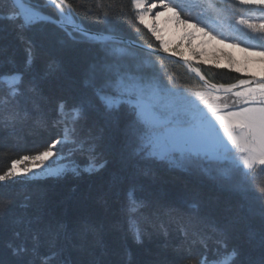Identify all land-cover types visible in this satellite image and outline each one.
I'll list each match as a JSON object with an SVG mask.
<instances>
[{"label":"trees","instance_id":"obj_1","mask_svg":"<svg viewBox=\"0 0 264 264\" xmlns=\"http://www.w3.org/2000/svg\"><path fill=\"white\" fill-rule=\"evenodd\" d=\"M214 2L244 14L235 2ZM68 4L89 31L159 49L138 22L132 0H65L64 10ZM31 5L58 18L46 0ZM10 13L18 19L8 20ZM20 23L11 1L0 0V175H8L14 162L50 150L64 131L73 142L94 143L104 167L85 170L89 154L75 150L71 174L0 181V264H200L205 255L226 264H264V173L250 182L225 162L176 167L135 155L133 112L125 105L106 111L83 86L90 66L104 56L102 47L115 44L48 22L24 30ZM17 72L23 74L24 93L18 104L6 105L11 89L1 79ZM212 72L217 85L243 79L228 68ZM82 97L92 100L84 118L74 124L68 112L66 122L53 127L57 102L71 105ZM232 249L235 260L225 254Z\"/></svg>","mask_w":264,"mask_h":264},{"label":"snow or ice","instance_id":"obj_2","mask_svg":"<svg viewBox=\"0 0 264 264\" xmlns=\"http://www.w3.org/2000/svg\"><path fill=\"white\" fill-rule=\"evenodd\" d=\"M14 3L18 6L23 3L31 5L33 0H14ZM52 3L55 5V0H52ZM64 3L65 0H60V4L55 5L59 8L61 15H64L62 7ZM132 3L137 10H140L138 19L141 24H144L145 14L150 12L151 8L145 5L144 0H132ZM160 3L164 9L170 12L176 11L175 7L164 0H160ZM239 3L264 5V0H239ZM67 7L72 9L71 4H68ZM6 18L15 21L18 16L15 13H10ZM176 19L180 23L186 22L180 20L178 14ZM30 22L34 21L27 19L18 24V27L24 30L30 26ZM240 23L248 22L242 19ZM248 27L258 29L261 34H264V23H248ZM151 30L154 34L156 33L155 27H152ZM73 31L96 42L94 34L86 30L83 25H77ZM68 35L72 39H76L72 32H69ZM157 38L159 39V37ZM164 50L168 51L167 48ZM102 51L103 58L90 66L83 86L91 92L93 98L99 100L106 111L111 112L113 109H119L121 105H125L133 112L136 119L131 128V147L135 155L143 154L145 159L154 158L166 161L176 167L192 164L203 167L200 162L210 163L215 158L214 154L221 149L224 158H229L231 149L228 148L227 142H230L244 154L241 160L232 158L236 169L248 170L242 172L243 176H246L250 182L254 181L253 170L257 166H260V172L264 173V84H261L259 88L249 87L246 91L235 93L236 97L243 100L245 104H258V107L242 106L238 111L229 112L227 115L220 114L216 107H210L211 115H209L199 109L188 110L179 95L163 86L155 73H144L140 65H137L135 69L130 68L109 47H102ZM28 64H31V48H29ZM12 76L15 86L7 93L6 105L18 104L19 97L24 93L23 74L17 72L12 73ZM248 83V81L240 80L239 86ZM237 86L230 85L226 91ZM221 87L224 86L221 85ZM28 90L35 93V85L30 83ZM91 103L92 100L88 97H82L71 105L65 100L58 101L56 105L58 118L53 121V127L65 123V114L68 112L74 117L73 123H78L84 118ZM217 123L219 128H217ZM220 129L223 130L227 141L220 135ZM56 143H63V141L57 140ZM73 143L75 144L74 150L87 151L89 154L90 164L85 170L104 167L103 163H98L94 143L87 141H74ZM52 155V151L48 150L31 157V159L42 161ZM24 159L27 160L29 157H24ZM15 166L16 162L13 163V169ZM204 170L208 171L207 168ZM11 174L10 171L8 175ZM225 175H227L226 172ZM7 178V175H0V181ZM20 251H24V249L21 248ZM225 254L229 260H235L237 257L235 249H232L230 253L225 250ZM43 259L47 261L49 257ZM200 264H226V261L215 258L209 261L205 255L201 258Z\"/></svg>","mask_w":264,"mask_h":264},{"label":"rangeland","instance_id":"obj_3","mask_svg":"<svg viewBox=\"0 0 264 264\" xmlns=\"http://www.w3.org/2000/svg\"><path fill=\"white\" fill-rule=\"evenodd\" d=\"M228 1L238 4L244 14L232 12L231 8L215 4L214 0H164L176 8L175 12L164 9L160 0H144L145 5L150 7L151 11L145 14V23L141 24L138 19L140 10L134 6L133 8L138 22L157 42L158 50L191 61L202 74L204 73L203 75H207L210 82L213 75L212 70L215 68H228L237 72L243 76L241 80L264 77V55H262L264 34H261L258 29L248 27V23H264V5H244L239 3V0ZM48 5L50 6L49 3ZM64 11L68 16L73 17L69 8ZM177 14L180 20L186 22L180 23L176 19ZM242 19L248 23H240ZM152 27L156 29L155 34L151 30ZM115 45L108 47L113 49L126 65L133 69L140 65L144 73H155L160 83L177 93L184 101V106L190 111L199 109L211 115L210 107H216L220 114L227 115L229 112L238 111L242 106H259L258 104H245L243 100L236 97L237 91L227 94L210 91L176 61L166 60L169 64H162L155 55L143 51L145 54H139L128 47ZM165 48L168 51H165ZM1 81L10 89L15 86L12 75L3 77ZM260 86L261 84H257L250 87L259 88ZM248 88L238 91H246ZM212 119L214 120V117ZM217 128H219L218 123ZM67 134L68 132L64 131L60 139L63 143H55L51 147L52 156L42 161L31 158L17 161L15 169L11 167L12 174L7 175L8 178L4 181L43 180L58 178L64 173L74 172L75 167L70 160L73 158L75 146L72 145L74 144L72 137L68 138ZM220 135L227 141L222 129H220ZM227 143L228 148L231 149V156L224 158L221 149L214 154L213 160L225 162L234 167L232 158L241 160L244 154L230 142ZM241 170L248 171L247 169ZM259 171L260 166L253 170L254 173Z\"/></svg>","mask_w":264,"mask_h":264},{"label":"water","instance_id":"obj_4","mask_svg":"<svg viewBox=\"0 0 264 264\" xmlns=\"http://www.w3.org/2000/svg\"><path fill=\"white\" fill-rule=\"evenodd\" d=\"M10 1L13 4V6L18 10L19 17L23 20V22L25 20H27V19H30V21H34V22H30V25H33V24H35L37 22H48V23H51V24H53V25H55V26H57V27H59V28H61L63 30H71V31H73V29L77 25H81L80 23L75 21L73 19V17H70V20H68V21H63L60 18V15H59L58 11H56L58 18L55 19V18H52L50 16L45 15L38 8H36L33 5H29L28 3H23V4L18 6L16 3H14V0H10ZM218 1H223V0H218ZM50 6H52L55 9V7L53 5L50 4ZM66 10H68L67 6H66ZM24 12H26V14H24ZM52 21H56V22L53 23ZM89 32L94 34L97 43L117 44V45L125 46V47H128V48L140 50V51L155 55V56H157L159 58H162V59H165V60L176 61V62L182 64L188 70V72L197 81H199L204 87H206L207 89H209L210 91H212L214 93L227 94V93L236 92V91H238V90H240L242 88L254 86V85H257V84H264V77L247 78V79H245V81H248L249 82L248 84L243 85V86H239V82H238V83L234 84V85H238L236 88H233L230 91H226L228 86L221 87V85H216V84L210 82L191 63V61H189V60H187L185 58H180V57H177V56H175V55H173L171 53L162 52V51H160L158 49H155V48H152V47H149V46H146V45H142V44H139V43H137V42H135L133 40L122 38V37H119V36H115V35H111V34H103V33L93 32V31H89ZM76 33L80 34L79 32H76Z\"/></svg>","mask_w":264,"mask_h":264},{"label":"bare ground","instance_id":"obj_5","mask_svg":"<svg viewBox=\"0 0 264 264\" xmlns=\"http://www.w3.org/2000/svg\"><path fill=\"white\" fill-rule=\"evenodd\" d=\"M47 1H48L49 4L53 5L52 0H47ZM59 4H60V0H55V5H59ZM55 5H53V6L55 7L56 11H58V13H59V15H60V18H61L63 21H68V20H70V16H68V15L66 14L65 11H64V15H61V14H60V10H59V8H57Z\"/></svg>","mask_w":264,"mask_h":264}]
</instances>
